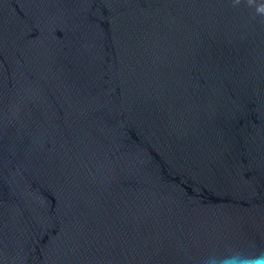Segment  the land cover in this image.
<instances>
[{
	"label": "water",
	"instance_id": "obj_1",
	"mask_svg": "<svg viewBox=\"0 0 264 264\" xmlns=\"http://www.w3.org/2000/svg\"><path fill=\"white\" fill-rule=\"evenodd\" d=\"M264 255V0H0V264Z\"/></svg>",
	"mask_w": 264,
	"mask_h": 264
},
{
	"label": "clouds",
	"instance_id": "obj_2",
	"mask_svg": "<svg viewBox=\"0 0 264 264\" xmlns=\"http://www.w3.org/2000/svg\"><path fill=\"white\" fill-rule=\"evenodd\" d=\"M215 259H210L208 264H216ZM223 264H264V255L255 258H243L239 255H232L223 260Z\"/></svg>",
	"mask_w": 264,
	"mask_h": 264
}]
</instances>
